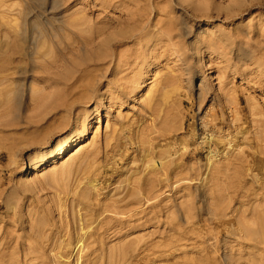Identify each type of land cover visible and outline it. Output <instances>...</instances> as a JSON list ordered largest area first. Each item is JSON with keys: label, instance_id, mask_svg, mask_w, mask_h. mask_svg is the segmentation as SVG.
I'll use <instances>...</instances> for the list:
<instances>
[{"label": "rangeland", "instance_id": "rangeland-1", "mask_svg": "<svg viewBox=\"0 0 264 264\" xmlns=\"http://www.w3.org/2000/svg\"><path fill=\"white\" fill-rule=\"evenodd\" d=\"M251 4L0 0V59L21 58L0 75V264L262 263L264 242L234 223L252 208L264 233V4L238 12Z\"/></svg>", "mask_w": 264, "mask_h": 264}, {"label": "bare ground", "instance_id": "bare-ground-1", "mask_svg": "<svg viewBox=\"0 0 264 264\" xmlns=\"http://www.w3.org/2000/svg\"><path fill=\"white\" fill-rule=\"evenodd\" d=\"M253 1H256L255 3H253ZM249 3H252L251 6L247 7H243L242 9H238V12L240 11H251L252 7H254L256 4L261 7L264 4V0H249ZM19 49V48H18ZM18 49H16V47H11L10 50V54L8 56H6V58H2L0 59V75L7 70L10 65H13V61H17L20 62L21 58L18 55ZM18 55V56H17ZM13 60V61H12ZM9 86V82L7 80V78L5 76H0V95L5 96L7 94V90H9L8 88ZM93 84H88L86 86H84L83 88L86 91H93L94 87H92ZM85 93L80 94V96H85ZM75 101V100H74ZM6 100H0V108L5 107L6 106ZM170 131V129H168ZM165 134H163L164 136ZM84 137V135H80V136H76V135H72L67 141L64 142V144L60 147L57 148L56 151L54 152V154L50 155L48 160L46 162H51L52 160L56 159V158H60L62 157L64 154L68 153L71 148L78 142H80L81 140H83L82 138ZM222 144L223 140H221L218 144ZM228 144H232V141H230ZM205 146H212L215 145L217 146V142L214 143V138L213 136H209L205 142H204ZM167 154L171 152V150H166L165 151ZM214 153L211 152V155L209 156L208 159H212L213 158ZM184 156V155H181ZM248 158L250 159H254L253 155H248ZM160 159H165V158H160ZM45 164V162H40L38 166H43ZM153 166L156 169L160 170V173L165 177V182L168 181V171H169V167L168 165L164 164V162L162 160H158L157 162L154 161ZM259 171V170H258ZM154 175H156L157 173H153ZM164 181V180H163ZM161 181L160 180H156V183L159 184ZM151 183H153L152 181H145L144 183V187H141L140 190L142 191V194L146 195V199L148 198V196L151 194L152 192V187L147 188L148 185H152ZM91 186L92 183H91ZM95 187V186H93ZM148 200V199H147ZM246 213L250 214V219H252V215H257V211L255 209L249 208L247 210H244L242 213H240V215L238 216V219H235L236 221H234L235 224H240V231L241 234L239 235V238L242 239L243 241H250V240H256L257 243H261L264 242V233L262 231L263 229V224L262 222H255V224H249L247 223L246 219ZM219 219H221L220 217H222V213H218ZM180 238H183V235L181 233H175L173 236H171L170 238V242L169 243H165L164 246H172L175 244L176 241H178ZM175 240V241H173ZM81 240L78 241V243H80ZM66 246H63L61 248L62 252H64V255H68V249H66ZM264 264V260H262V263Z\"/></svg>", "mask_w": 264, "mask_h": 264}]
</instances>
